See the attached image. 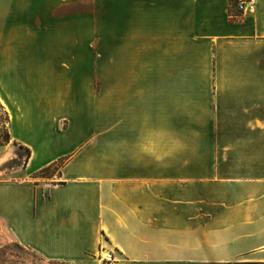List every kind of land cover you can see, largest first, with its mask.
<instances>
[{
    "label": "crops",
    "instance_id": "1",
    "mask_svg": "<svg viewBox=\"0 0 264 264\" xmlns=\"http://www.w3.org/2000/svg\"><path fill=\"white\" fill-rule=\"evenodd\" d=\"M233 2L0 0V161L30 150L0 182L15 241L79 264H264V0Z\"/></svg>",
    "mask_w": 264,
    "mask_h": 264
},
{
    "label": "rangeland",
    "instance_id": "2",
    "mask_svg": "<svg viewBox=\"0 0 264 264\" xmlns=\"http://www.w3.org/2000/svg\"><path fill=\"white\" fill-rule=\"evenodd\" d=\"M236 2H233L232 6L237 9ZM81 8L83 12L89 8L88 4L82 3ZM251 12V11H249ZM54 83H53V82ZM51 83L56 85L54 78H51ZM105 83H106V62L99 60L97 62V68L93 72V78L91 79V85L93 86V95L97 96L98 99V113L101 117H104L105 111ZM7 112L0 105V145H5L10 143L9 134L7 131ZM13 146V144H11ZM16 150L15 156L11 160L6 162L0 161V182H10L16 181L11 180L12 169H21L25 167L27 163L26 150L25 147L14 145ZM64 163V160H60L55 164L47 167L43 171L42 175L53 177L56 174L57 169L60 168ZM13 179V178H12ZM19 181V180H18ZM106 254V252H101L100 255H95L94 258H90V262L96 264H102L101 256ZM0 264H79L77 262H59L50 261L42 258L40 255L34 251L22 246L17 241H15L9 234L6 225L0 220Z\"/></svg>",
    "mask_w": 264,
    "mask_h": 264
},
{
    "label": "built area",
    "instance_id": "3",
    "mask_svg": "<svg viewBox=\"0 0 264 264\" xmlns=\"http://www.w3.org/2000/svg\"><path fill=\"white\" fill-rule=\"evenodd\" d=\"M255 0H237L236 6L239 10V13H246L249 11H253L255 9ZM234 16V13H231V17ZM106 255L101 256L102 264H113L114 262V255L111 251H104Z\"/></svg>",
    "mask_w": 264,
    "mask_h": 264
},
{
    "label": "trees",
    "instance_id": "4",
    "mask_svg": "<svg viewBox=\"0 0 264 264\" xmlns=\"http://www.w3.org/2000/svg\"><path fill=\"white\" fill-rule=\"evenodd\" d=\"M25 150H26V158H27V160L29 159V157H30V150H29V148H25Z\"/></svg>",
    "mask_w": 264,
    "mask_h": 264
},
{
    "label": "bare ground",
    "instance_id": "5",
    "mask_svg": "<svg viewBox=\"0 0 264 264\" xmlns=\"http://www.w3.org/2000/svg\"><path fill=\"white\" fill-rule=\"evenodd\" d=\"M104 255H106V254H104Z\"/></svg>",
    "mask_w": 264,
    "mask_h": 264
}]
</instances>
